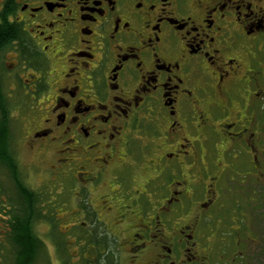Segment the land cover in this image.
<instances>
[{"label": "flooded vegetation", "instance_id": "1", "mask_svg": "<svg viewBox=\"0 0 264 264\" xmlns=\"http://www.w3.org/2000/svg\"><path fill=\"white\" fill-rule=\"evenodd\" d=\"M23 218L36 261L40 223L63 264H264V0H0V264Z\"/></svg>", "mask_w": 264, "mask_h": 264}, {"label": "rangeland", "instance_id": "2", "mask_svg": "<svg viewBox=\"0 0 264 264\" xmlns=\"http://www.w3.org/2000/svg\"><path fill=\"white\" fill-rule=\"evenodd\" d=\"M12 128H13L14 136H16L17 134H19V131L21 132V130H20L21 128H18V126H16L15 123L12 126ZM18 149H20V157H21V160L23 162H25V164H26L27 167H29V166L37 163L36 160H38V159H36V157H37L36 156V152H34V151L28 152V150H24L23 151L21 148H18ZM52 160H53L52 157L51 156H48V157L44 158V160H43L44 161V164H36V168H37L36 169L37 170V173L35 174L36 175L35 178H37L36 179V182H38L42 178L43 179H46L47 178V173L44 174L43 171L46 168V163H48V162L50 163V161H52ZM39 176H40V179H38ZM33 180H34V178H33ZM235 185H237V184H233V186H235ZM72 196H73V191H70L69 190V192H66L62 196V199L64 201L70 203V200H72ZM229 202H230V200L228 198L227 203H229ZM62 215H63V217L61 218V220L59 222L60 223L59 228L61 229V232H64L66 229L69 228V226H68L69 223L67 224V219H65V213H63V214L61 213L60 214V216H62ZM233 215H234V212L233 211H231L230 213L228 212V217H233ZM115 229L116 228H114V230ZM119 230L121 232L120 234H122V237H125L126 234L124 235V232H122L121 229H119ZM36 231H37V234L38 235H40V236H42L44 238L43 240L45 241L46 246H47V249L45 248V250H43L41 253H39V256H38L39 258L36 261V264H63V262L61 260V257L62 258H65L66 257V252H65V249L66 248L62 246V248H64L62 254H60V250L57 248V253H56V248H55L56 246H53L52 245L51 240L49 239L50 238L49 235L46 234L47 233V227L41 225L40 223H38V225L36 227ZM221 231L222 232H226L228 230H227V228H224L223 227V229H221ZM58 232H60L59 229H58ZM56 235L59 236L58 233H56ZM56 241H57V239H56ZM57 243H59V242H57ZM123 251H124V249L122 250V253H123ZM73 253L74 254L77 253V250L75 248L73 250ZM58 257H60V262L58 260ZM129 260H130V258L128 256V254L127 253H123V257L121 259L122 264H128ZM144 263H146V260H144Z\"/></svg>", "mask_w": 264, "mask_h": 264}, {"label": "trees", "instance_id": "3", "mask_svg": "<svg viewBox=\"0 0 264 264\" xmlns=\"http://www.w3.org/2000/svg\"><path fill=\"white\" fill-rule=\"evenodd\" d=\"M20 230H21V236L22 240L20 241L23 243L24 247L26 248L22 255L19 256V263L18 264H35L37 255V238L33 236V233L31 231V223L30 219L23 218L21 220V223L19 224ZM60 249V246H59ZM66 261V259H64ZM64 264H68L67 262H64Z\"/></svg>", "mask_w": 264, "mask_h": 264}]
</instances>
